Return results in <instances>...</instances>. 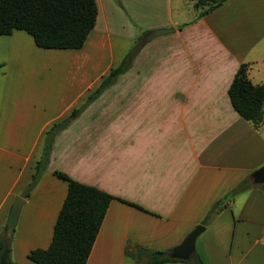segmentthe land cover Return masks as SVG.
I'll return each mask as SVG.
<instances>
[{
  "label": "crops",
  "instance_id": "obj_1",
  "mask_svg": "<svg viewBox=\"0 0 264 264\" xmlns=\"http://www.w3.org/2000/svg\"><path fill=\"white\" fill-rule=\"evenodd\" d=\"M96 1L81 48H41L24 30L0 35V235L14 239L18 264H37L28 252L52 240L68 191L54 170L116 197L86 264H131L127 243L172 253L216 201L264 165V114L255 127L228 94L242 63L252 83H264V0H225L194 17L187 0ZM159 28L173 30L146 39ZM140 36L131 67L57 133L45 172L24 197L47 129L79 107ZM204 225L195 243L203 264H264L260 187Z\"/></svg>",
  "mask_w": 264,
  "mask_h": 264
},
{
  "label": "trees",
  "instance_id": "obj_2",
  "mask_svg": "<svg viewBox=\"0 0 264 264\" xmlns=\"http://www.w3.org/2000/svg\"><path fill=\"white\" fill-rule=\"evenodd\" d=\"M224 1L198 0L195 5L207 6L200 12L199 15L202 16ZM97 15L96 0H0V35L11 34L14 30H24L41 48L77 49L84 45L96 24ZM144 42L140 36L121 62L110 69L85 101L47 129L41 156L23 193L24 197L29 196L46 170L57 133L67 127L90 102L131 67ZM228 94L234 109L255 127L260 126L264 114V83H252L248 76L247 63L239 66ZM54 174L67 181V195L57 216L50 244L46 248L31 249L27 256L37 264H86L109 204L116 197L96 186L75 180L63 171L54 170ZM251 187H260L264 190V182L255 185L249 177L244 178L211 206L202 223L211 221L236 193ZM123 201L143 209L136 203ZM10 239L3 234L0 235V264H17L11 255ZM125 257L132 262L131 264H158L169 261L203 264L197 251L188 259H180L169 250L152 249L132 242L127 243L125 247Z\"/></svg>",
  "mask_w": 264,
  "mask_h": 264
},
{
  "label": "water",
  "instance_id": "obj_3",
  "mask_svg": "<svg viewBox=\"0 0 264 264\" xmlns=\"http://www.w3.org/2000/svg\"><path fill=\"white\" fill-rule=\"evenodd\" d=\"M172 30L173 28L154 29L147 34L146 39L150 40L154 37L165 34ZM252 177H253L254 183H263L264 182V165L256 169L252 173ZM22 200H23L22 198L17 199L10 213V220L6 227L7 236H11V232H12L11 225L16 223ZM204 230H205V225L198 224L187 234V236L184 238V240L179 245L173 248L172 254L180 259H188L195 252L196 239Z\"/></svg>",
  "mask_w": 264,
  "mask_h": 264
},
{
  "label": "rangeland",
  "instance_id": "obj_4",
  "mask_svg": "<svg viewBox=\"0 0 264 264\" xmlns=\"http://www.w3.org/2000/svg\"><path fill=\"white\" fill-rule=\"evenodd\" d=\"M198 0H187V7L188 8H192L193 9V12H191L190 13V16L191 17H194V16H196V15H198V14H200V12L201 11H203L207 6L206 5H199V6H197V5H195V3L197 2ZM174 6H175V10H177L178 9V7H179V3H178V1H175V3H174ZM180 8V7H179ZM186 18H189V15L188 14H186ZM144 40H145V38H143ZM142 39V40H143ZM135 44V42L134 43H132L130 46H129V48L127 49V51H126V53L128 52V50L133 46ZM125 53V54H126ZM125 56V55H124ZM39 160V159H38ZM45 172V171H44ZM245 192V190H243V191H241V192H239V193H236L233 197H231V199L230 200H232L234 197H236L237 195L239 196V194L240 193H244ZM204 232V231H203ZM202 232V233H203ZM201 233V234H202ZM200 234V235H201ZM203 235V234H202ZM11 238V237H10ZM13 241H14V239H10V243H11V249H12V251H13ZM11 255H12V258L14 259V257H13V253L11 252ZM14 261L17 263V261L14 259ZM18 264V263H17ZM20 264V263H19Z\"/></svg>",
  "mask_w": 264,
  "mask_h": 264
}]
</instances>
